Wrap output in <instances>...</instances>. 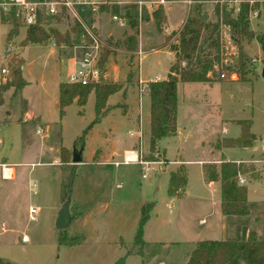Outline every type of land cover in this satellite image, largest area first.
Returning a JSON list of instances; mask_svg holds the SVG:
<instances>
[{
  "label": "rangeland",
  "instance_id": "1",
  "mask_svg": "<svg viewBox=\"0 0 264 264\" xmlns=\"http://www.w3.org/2000/svg\"><path fill=\"white\" fill-rule=\"evenodd\" d=\"M188 1L167 4L168 20L162 30L154 19L145 22L139 33L143 50L138 44L134 52L116 48L133 33L127 24L121 27L109 13L89 17L106 45L103 53L111 51L103 79L122 87L109 97L106 108L110 110L97 123L94 92L85 105L75 100L61 113L60 85L68 83L73 68V18L49 19L43 28L50 37L24 45L28 28L0 15V76L13 58L27 82L22 91L0 88V169L6 163L17 170L14 181L0 176V264H111L117 256L128 254L126 264H185L197 243L239 241L246 227L264 240V50L256 39L242 41L245 81L233 73L224 82L178 84L176 134L163 138L154 150L150 147L149 83L157 77L166 80L176 60L164 47L168 31H178L197 8L208 22L223 17L211 0H193L192 5ZM143 2L149 12L152 6L162 5ZM221 27L222 64L237 71L240 49L233 43L231 29ZM249 27L255 36L263 34L264 17L249 22ZM51 29L63 38L70 34V44L58 45ZM11 31L14 35L9 38ZM9 44L12 51L7 53ZM140 76L147 82L142 95ZM140 119L142 158L153 162L149 178L143 177L145 166L123 163L124 150L140 149ZM250 122L252 144L224 147L241 139ZM74 149L82 151L80 164L72 163ZM212 159L247 160L246 181L239 184L249 190V215L212 223L215 216L209 215L217 207L220 185L209 189L198 163ZM181 167L189 177L186 194L171 196V173ZM65 202L70 204L72 223L58 229L56 220ZM147 205H151L150 218L143 228L145 247L140 253L134 241ZM30 207L37 209V221L30 219ZM203 219L205 225L200 224ZM22 232L31 238L30 244L21 243ZM71 241L75 242L69 245Z\"/></svg>",
  "mask_w": 264,
  "mask_h": 264
},
{
  "label": "trees",
  "instance_id": "2",
  "mask_svg": "<svg viewBox=\"0 0 264 264\" xmlns=\"http://www.w3.org/2000/svg\"><path fill=\"white\" fill-rule=\"evenodd\" d=\"M101 12L103 14L109 13L112 16H120L126 20L128 28L133 33L126 35L124 42L116 43V48L123 47L129 52H134L138 48L140 22H148L153 18L158 29L162 30L167 20L165 10L161 5L157 6L152 13L145 5L139 8L136 2L127 3L123 6L117 4L102 6ZM59 18L60 16H56L54 19ZM46 23L29 27L24 45L40 44L48 39L50 34L43 28ZM221 25L228 26L231 29L233 43L240 49V64L237 71H233L230 67H224L222 64ZM72 29L74 33L83 32L82 27L77 22H75ZM51 30L58 45L61 43L70 44V34L63 38L59 31L56 29ZM13 35L14 31H11L9 38ZM173 36L176 37V41L172 43ZM245 39L249 41L256 39L264 50V33L255 36L250 30L246 10L234 18L224 11L221 20L208 22L202 17L201 10L197 8L195 13L191 12L189 14L179 31L170 33L165 40L164 47L175 55L176 60L171 65L166 80L149 83V143L152 150L159 145L163 138L176 134L178 84L180 82H224L226 79H230L233 73L237 74V79L245 81L247 59L242 51V41ZM110 40L112 41V39ZM110 53L111 51L106 49L101 56L99 61L101 69H105ZM14 60L11 58L7 64L9 65L10 74L4 86L6 88L16 87V91H22L27 82L23 79L22 71L19 66H16ZM216 67L219 68L218 72L215 70ZM121 90V85L105 83L104 79L100 83L86 86L61 83V113L63 114L64 108L75 100L80 105H85L90 93L94 92L97 111V118L94 123H97L110 110L106 108L109 97ZM237 123L241 126L244 125V121H237ZM250 125L251 122L244 128L241 139L226 142L224 147L252 144L255 135L251 134ZM245 167L244 162L237 163L235 161H223L219 165L206 163L203 166L206 181L209 183L219 182L221 185V211L225 216H247L250 214L247 187L239 184V176L246 173ZM187 182L188 178L182 167L177 172L171 173L169 195L181 197ZM66 199L67 195L64 193L62 196L63 202ZM150 208L151 205H147L142 210L141 220L135 236L134 247L138 246L140 253H142L145 246L143 228L149 220ZM61 240L59 238L60 244L63 243ZM74 242L71 241L69 245L74 244ZM187 264H264V240L258 236L256 231L244 228L242 238L239 241H202L196 244Z\"/></svg>",
  "mask_w": 264,
  "mask_h": 264
},
{
  "label": "built area",
  "instance_id": "3",
  "mask_svg": "<svg viewBox=\"0 0 264 264\" xmlns=\"http://www.w3.org/2000/svg\"><path fill=\"white\" fill-rule=\"evenodd\" d=\"M152 2L163 4L165 0H152ZM195 2L196 1L189 0L188 5H192ZM209 2L217 6L222 12H228L233 18L239 16L244 10L247 12V19L249 22L257 21L264 17V0H211ZM136 3L139 8L145 5L141 0ZM113 4L122 5L121 2L114 0H7L4 2L0 1V15H4L6 18L26 28L46 23L49 19H54L56 16H71L73 21L77 22L82 27L83 32L74 35L76 43L72 48L74 49L73 68L68 75L67 82L69 84H81L86 86L100 83L101 80L105 78L99 61L106 45L97 33L94 23L92 22L89 24L91 20L89 17L103 14L101 12V7ZM111 20L119 23L121 27L127 24L126 20L120 16H111ZM11 51L12 45L9 44L7 53ZM139 54L142 56L143 51L139 50ZM9 74V68L3 67L0 76V88L6 85ZM140 86L139 93L142 95L147 88V83L140 80ZM139 126L140 149L127 151L123 156V163H139L145 166L143 177L149 178L150 165L153 162L144 161L142 158L143 144H141V142L143 126L141 124H139ZM39 133L42 134L43 130L39 129ZM118 165L119 163H116V166ZM12 169L13 167L8 165L1 166L3 179H14L15 172ZM239 183H245L241 175L239 176ZM36 214L37 209L31 207L29 210V217L32 221H37ZM28 240V236L23 235L22 241L27 242Z\"/></svg>",
  "mask_w": 264,
  "mask_h": 264
},
{
  "label": "crops",
  "instance_id": "4",
  "mask_svg": "<svg viewBox=\"0 0 264 264\" xmlns=\"http://www.w3.org/2000/svg\"><path fill=\"white\" fill-rule=\"evenodd\" d=\"M114 1H120V0H114ZM134 1V0H133ZM141 1H143V0H141ZM122 2V4H127V3H129V2H132V1H121ZM134 2H137V1H134ZM169 2H171V0H166L161 6H164V10H165V15H166V17H167V14H166V6H167V4L169 3ZM145 3V2H144ZM146 4V3H145ZM157 4H160V3H157ZM122 6V5H121ZM157 6H152L151 7V9H150V13H152L153 12V10L156 8ZM151 19H153V18H151ZM167 20H168V18H167ZM167 20H166V23H167ZM154 21V20H153ZM184 22H185V20L181 23V26H183V24H184ZM145 24V22H142L141 24H140V30H139V33L141 34V29H142V27H143V25ZM166 27V29L168 30V28H169V26L168 25H166L165 26ZM182 27H180V28H178V31L181 29ZM177 31V30H176ZM169 33H171V30L170 31H168V35H169ZM75 34H77V33H75ZM166 40V39H165ZM165 40H164V42H165ZM163 42V43H164ZM165 44V43H164ZM163 45V44H162ZM139 49H142L143 50V46H142V41H141V39H140V35H139ZM169 52V54H171L172 56H173V58H174V54L172 53V52H170V51H168ZM107 77V76H106ZM140 80L141 81H143V79L141 78V76H140ZM151 80V79H150ZM158 81V80H164V79H160L159 77H157V78H155V79H152V81ZM147 83V82H146ZM178 112H179V103H178ZM29 115V118L30 117H32L33 116V114L32 113H30V114H28ZM139 124H141L142 126H143V121L140 119V121H139ZM227 132V131H226ZM114 148V147H113ZM134 149V148H133ZM218 149V148H217ZM216 149V150H217ZM129 150H132V149H126V150H124V154L127 152V151H129ZM249 160H252V159H249ZM223 161H229V160H222V159H212V160H208L207 162H206V160H203V161H199L198 163H199V166H201V170H202V175H203V179L205 180V183L207 184V187L210 189H212V188H214L217 184H219L220 185V183L219 182H211V183H209V182H207L206 181V178H205V176H204V172H203V166H204V164H206V163H215V164H220L221 162H223ZM230 161H233V160H230ZM252 161H254V160H252ZM237 162V161H236ZM240 162H244V163H247V160H245V161H238L237 163H240ZM181 162H175V165H179ZM2 165H7L6 163H2L1 164V166ZM32 165H34V164H32ZM186 165H188V162L186 163ZM11 167H13V171L15 172V177H14V179H12V180H9V181H14L15 179H16V177H17V170L15 169V167L14 166H11ZM0 176H1V178L3 179V177H2V170L0 169ZM242 177H243V175H241ZM189 178V177H188ZM244 178V177H243ZM261 178H262V175H261ZM3 180H6V179H3ZM244 180H245V178H244ZM246 181V180H245ZM188 184H189V179H188V182H187V186H186V188H185V190L187 189V187H188ZM246 184H248V183H246ZM247 186V185H246ZM185 190H184V193H185ZM247 190H248V188H247ZM186 194V193H185ZM185 196V195H184ZM182 197V196H181ZM247 197H248V204H249V190H248V194H247ZM216 208L214 209V211H211L210 212V215L209 216H212V215H214L215 216V219L212 221V223L213 222H216V223H221V221L223 220V218L224 217H228V216H225V215H223L222 214V211H221V185H220V198H219V200L217 199V203H216ZM31 208V207H30ZM30 208H29V210H30ZM72 216V215H71ZM80 216V215H79ZM149 218H150V216H149ZM148 222V221H147ZM71 223H72V218H71ZM207 222H205V220L203 219V220H201L200 221V224H203V225H205ZM71 225V224H70ZM247 228V227H246ZM247 229H249V230H252V229H250V228H247ZM5 230H7V229H5ZM12 231H14V232H16V230H12ZM255 231V230H254ZM23 233V235H27L25 232H22ZM256 233L258 234V236L261 238V239H263L262 238V236H261V234L259 233V232H257L256 231ZM28 236V235H27ZM28 238H29V240L27 241V242H23L22 241V239H21V243L25 246V245H27V244H30L31 243V238L28 236ZM145 247V246H144ZM195 249V248H194ZM191 253L192 252H190L189 253V255L187 256L188 258H187V260H186V263L185 264H187V262L189 261V258H190V256H191ZM130 255V254H129ZM120 257H122V255H119V256H117L112 262H111V264H114L118 259H120ZM127 260H128V256H127V259H126V263H127ZM125 263V264H126Z\"/></svg>",
  "mask_w": 264,
  "mask_h": 264
},
{
  "label": "water",
  "instance_id": "5",
  "mask_svg": "<svg viewBox=\"0 0 264 264\" xmlns=\"http://www.w3.org/2000/svg\"><path fill=\"white\" fill-rule=\"evenodd\" d=\"M262 75L264 77V68L262 70ZM82 151L74 149L72 153V163L73 164H80L82 163ZM71 212H70V204L69 202H65L60 213L58 214L57 220H56V227L58 229H66L71 224ZM129 255V254H128ZM125 255L118 259L114 264H125L127 256Z\"/></svg>",
  "mask_w": 264,
  "mask_h": 264
}]
</instances>
